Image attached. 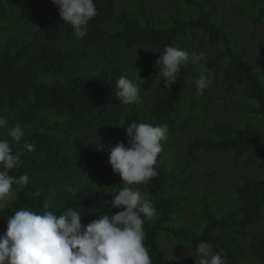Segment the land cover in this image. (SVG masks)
<instances>
[{"label": "trees", "instance_id": "trees-1", "mask_svg": "<svg viewBox=\"0 0 264 264\" xmlns=\"http://www.w3.org/2000/svg\"><path fill=\"white\" fill-rule=\"evenodd\" d=\"M119 1L94 0L97 15L88 24L87 36L77 39L52 0H0V22L4 20L0 28L6 35L0 41V113L24 129L20 142L8 135L7 128L0 129V139H7L13 153L20 154L21 162L10 174L29 178L27 186L13 185L12 196L0 202V232L6 231L8 216L21 207L40 212L47 204L57 215L72 208L81 213L83 224L119 211L104 203L113 196L105 191L127 186L113 172L109 150L118 141L127 145L123 127L135 121L168 127L160 141L157 176L142 189L158 209V216L146 219L144 225L153 264H194L191 253H197L201 241L217 251L223 249L227 264H238L239 257L264 264V232L255 233L246 244L241 242L250 225L264 222V179L239 173L240 183L233 185L237 203L220 215L203 207L205 223L201 226L200 222L201 229L195 233L180 218L186 211L190 185L196 183L193 167L172 157L168 146L174 140L170 132L181 131L193 117L186 112L189 107L196 109L200 103L207 107L213 97L223 102L225 95L215 91L221 79L227 92L242 89L243 100L252 109H245L247 116L232 119L217 112L212 119L207 115L211 121L205 127L207 135L192 137L185 145L186 154L193 163L199 162L200 150L234 159L261 155L264 160V81L255 72L264 63L232 43L233 37L217 24L216 7L208 8L206 1L178 0L185 8L197 10L193 17L185 11L155 17L153 9L147 13ZM225 1L233 4V13H243L241 5L249 6L248 11L256 12L253 23L264 20V0ZM194 37L219 46L212 55L203 53L211 83L202 95L196 94L194 83L200 74L198 65H184L169 87L156 65L165 46L202 53L192 49ZM119 49L129 58L137 49L138 59L130 60L129 70L122 58L115 60ZM133 68L145 80L141 91L152 89L146 96L149 109L144 107L147 100L125 105L115 96L120 76L137 79L131 75ZM237 102L241 104L240 99ZM26 144L34 145V150L28 151ZM258 147L260 152L255 150ZM88 174L98 177L104 191L91 185ZM161 235L183 243L190 253L175 254Z\"/></svg>", "mask_w": 264, "mask_h": 264}, {"label": "clouds", "instance_id": "clouds-1", "mask_svg": "<svg viewBox=\"0 0 264 264\" xmlns=\"http://www.w3.org/2000/svg\"><path fill=\"white\" fill-rule=\"evenodd\" d=\"M52 3L58 5L62 21L70 23L77 39L87 36L88 24L97 15L94 0H52ZM136 59L137 49L132 63ZM204 60L203 53L165 46L156 65L167 87L176 81L184 65H198L200 74L194 83L196 94L202 95L211 83ZM144 83L138 72L135 81L120 76L115 81V96L125 105L139 103ZM7 125L6 117L0 115V129ZM123 128L127 145L118 141L111 147L108 162L127 186L114 192L105 191L113 196L110 202L104 201L119 211L101 214L83 224L81 213L72 208L57 215L48 210L47 204L40 212L21 207L8 216L6 231L0 233V264H153L145 244L144 225L146 219L158 216V209L147 193L132 186L147 185L157 176L160 141L166 137L168 127L133 121ZM7 132L16 142L24 136L20 123L7 128ZM25 148L33 151L35 146L26 144ZM20 162V154L13 153L8 140L0 139V202L12 196L13 185H28L27 174L18 178L10 174ZM196 252L199 258L195 264H227L224 250H215L209 242H199Z\"/></svg>", "mask_w": 264, "mask_h": 264}, {"label": "rangeland", "instance_id": "rangeland-1", "mask_svg": "<svg viewBox=\"0 0 264 264\" xmlns=\"http://www.w3.org/2000/svg\"><path fill=\"white\" fill-rule=\"evenodd\" d=\"M206 1L208 8L216 7V12L218 17H216L217 24L219 27L224 29L228 35L232 38V43L236 47H243L245 54H249L253 59L257 58L264 63V20L258 23H253V17L256 15L255 11H248L249 6L241 5L243 13L235 12L233 4L230 6L225 0H202ZM126 2L128 8L146 9L147 13L153 9L154 16H161L162 14L175 15L177 12L185 11L188 17H193L197 14V10L194 7L185 8L182 3L178 0H120L119 3ZM123 5V4H122ZM233 9V10H232ZM221 17V18H220ZM11 23H14L13 20H10ZM4 26V20L0 22V27ZM229 31V32H228ZM6 37L4 31H1L0 28V41L1 38ZM192 49H198L200 52L205 54L212 55L214 51L218 50L219 46L216 48L200 42L197 37H194V41L191 42ZM116 52H118L116 50ZM120 55V56H119ZM129 58L128 54L119 49L118 54L115 56V60H122L123 66L126 70H129L132 67L130 60L134 58ZM246 58H248L245 55ZM251 58V60H252ZM250 59V58H249ZM255 66V63H253ZM135 65V64H134ZM133 65V66H134ZM264 66L258 64L255 72L260 76V79L264 81L263 70ZM134 69V68H133ZM139 72V71H138ZM135 74H131L137 78L136 70L134 69ZM216 94L225 95V98L222 100H217L215 97L212 98V102L209 101V107H205L204 104L200 103L196 109L190 108L186 112L191 114L190 122L182 127V132L173 129L170 132L169 137L174 139L169 146V153L175 159H180L185 162H191L193 175L192 179L196 182L195 185H190V197L186 205V211L180 214L182 221L190 224V228L193 232L198 233L201 229V226L205 223L204 215L201 209L205 206H208L210 210H213L217 215L222 214L227 208L235 205L237 203V197L233 193V185L240 183L239 173H244L250 175L252 178H261L264 179V160L261 155H256L248 157L242 156L239 159H234L231 155L224 153H213L205 152L203 150L197 151L199 162L193 163L190 160V157L185 152V145L187 142L194 136H204L207 135L205 127L211 122L206 119L207 115H210L211 119L215 116V112L220 115L227 117L228 119L235 118L237 116H247L246 110L251 111V106L248 100H243L244 92L242 89L232 90L227 92L221 82V79H218L216 84ZM240 87V86H239ZM152 88V87H151ZM234 91V92H233ZM152 92V89L148 91L140 92L141 100H147L148 96ZM240 99L241 104H238ZM140 100V102H141ZM150 100L147 102L144 101V107L146 109L150 108ZM211 103V104H210ZM6 117L8 124L6 128L12 127L16 122L12 117L10 122V116L1 114ZM209 117V119H210ZM10 118V119H9ZM10 122V123H9ZM261 148V147H260ZM259 147L255 149L260 152ZM184 155V157H183ZM182 161V162H183ZM190 164V165H191ZM87 178L90 180L91 185L96 188L103 190L101 187L98 177L96 175H87ZM139 187L142 191L144 185L135 186ZM143 192V191H142ZM8 200V199H6ZM4 200V201H6ZM264 213V208H263ZM201 216V221H200ZM192 225V226H191ZM258 232H264V222H256L253 225H250L246 230V233L241 237V242L246 244L250 238ZM1 233V232H0ZM161 240L163 243L170 247L175 254H189L186 245L180 243L167 235H161ZM195 260L198 259L197 253H191ZM238 264H261L257 261H254L253 258H243L239 257Z\"/></svg>", "mask_w": 264, "mask_h": 264}]
</instances>
